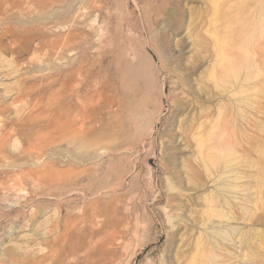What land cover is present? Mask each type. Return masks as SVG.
I'll return each instance as SVG.
<instances>
[{
	"label": "rangeland",
	"instance_id": "374dc122",
	"mask_svg": "<svg viewBox=\"0 0 264 264\" xmlns=\"http://www.w3.org/2000/svg\"><path fill=\"white\" fill-rule=\"evenodd\" d=\"M260 1L0 0L3 151L17 133L52 136L47 120L23 118L38 106L15 87L40 86L48 118L65 123L80 111L71 94L84 68L88 115L86 136L40 160H0V264H264V88L248 105L239 89L257 78L214 85L224 68L237 79L252 68L237 70V46L256 35ZM35 162L50 168L46 186L9 179Z\"/></svg>",
	"mask_w": 264,
	"mask_h": 264
},
{
	"label": "bare ground",
	"instance_id": "6f19581e",
	"mask_svg": "<svg viewBox=\"0 0 264 264\" xmlns=\"http://www.w3.org/2000/svg\"><path fill=\"white\" fill-rule=\"evenodd\" d=\"M219 1H221L223 3H226V2L231 1V0H213L212 5L214 3H215V5H217ZM44 2H45V0H44ZM44 2H41L40 4L43 6V5H45ZM243 3H245V2L244 1L238 2L236 4L237 6H235V7L238 8ZM215 10L217 11V9H215ZM226 27L228 29L231 27L230 22L226 24ZM248 30L254 31V33L256 35L254 37L248 39L246 43L242 42L240 45L237 46V49H239L238 53L241 54V55L237 56V60H238V57H239V61H238V64H237L238 65L237 70L240 72L245 67L247 61H250V58H251V62H252V68L251 69L254 70L253 73H249L251 71V69H250L248 74H245V76H243L242 79L241 78L237 79V76H236L237 71H236L235 68H232L231 70L230 69L224 70L225 69L224 65H222L221 62H223V59L225 60L227 51L222 46V43L220 44L217 41L215 43L216 48H214V54H215V57L218 58V60L215 62V64L217 63V65H218L217 68H219V64H220V68L221 69H222V67L224 68L221 71L223 73H225L226 77L222 78L220 75H218V77L214 76V80L215 81L213 80L215 86H219L221 88H224L225 87L224 83H226V82L229 83L231 80H234V82H239V80H242L243 82H247V81L249 82V80L257 78V80L252 84V86H250V85L245 86L244 85V86H241V88L239 89L240 93L245 94L244 98H246V100H247L246 95L248 94L247 92H249L251 90L252 91H256L261 96L262 93H263L262 92L263 88H264V0L260 1L259 12L256 14V18L253 21V23L251 24V28H248ZM239 31H241V29ZM60 35L62 36V44L63 45H67L73 39V35H72V32L70 31V28H67ZM229 59H230V57H229ZM248 66L251 67L250 62L248 63ZM231 67H229V68H231ZM214 70H215V68H213V73H214ZM13 71L15 72V70L11 69L10 71L8 70L7 73L9 74L11 72L10 74H12ZM78 71H79V74L81 75V80H80V84L81 85H80V87L72 88V94L71 95H73V97H75V99L80 97L81 100H82L81 101L82 105H81L80 111L76 114L75 118L73 120H68L65 123H57L58 122V121H56L57 118H52L54 120L49 119L50 117L48 118V114H47L48 112L46 113V111H48L50 109V107H54L55 104L50 105V103H52V102L47 101L48 98H46L44 95H42L39 92L41 90L39 88L40 86L39 87H35V85H32V84H34V82H32V84L30 82V84H28V83H25L23 85L20 84L21 86L13 88V91H15V93H16V96L13 94L14 97L15 98L16 97L19 98L21 100V102L23 100V102L25 103V106L27 105L26 107L38 106L37 107L38 109H37L36 112L32 111L34 109V107H33V109L29 110L28 114L25 117H23V118H27L26 119L27 123L29 125L33 126L36 123H39V122L44 121V120H47V122H48L47 129L52 134V136H51V138L43 137V131H41V130H38L37 132L34 131L35 132V133L33 132L34 134L29 132L30 134H33V135L28 136V137H24L25 135L22 136V135H20L18 133H17V135L13 134L15 136V138H13V139L16 141L17 144H15L13 146V148H14L13 152L5 153L3 151V148L8 143L11 142V140H12L11 138L12 137L10 138V136H8V135L5 137V135H4L5 138L3 140H0V160L2 162L12 159L14 157V154H23V156L25 158L34 159V160L38 161L51 149L52 145L57 140L63 139V138L71 139L72 136L83 137V136H86L88 134V126H87L88 115H87V110H86V105H85L86 93H85V84H84V82L86 81V77H85L86 74H85L84 68H82L81 70H78ZM23 82L24 81H22V83ZM249 86H250V88H249ZM35 93L37 94L36 96H38V97L33 99L32 96ZM34 97H35V95H34ZM7 98H9V97L7 96ZM49 98H50L49 100L55 101L54 100L55 95L53 97H49ZM19 99H17V100L20 102ZM45 99H47V100L45 101ZM248 99L250 101V96L248 97ZM6 100H9V99H6ZM244 104H248L249 105L248 100ZM4 110H5V108L3 106H0V115L3 113ZM58 110H59V108H58ZM239 110H241L240 107H239ZM17 111H19V110H17ZM51 113L53 114V110H52ZM55 117H57V116H55ZM225 117H224V121L226 122V118ZM74 124L78 128L77 130L74 129ZM6 125L7 124L5 122H2L1 128L5 127ZM6 129H9V128H6ZM36 130H37V128H36ZM18 142H19V145H18ZM203 160H204V162L207 163L208 159L203 158ZM209 161H211V159H209ZM23 166L20 167V165L17 164V165H14V168L12 167L13 170L9 171V179H11V181H15V179H20V178H23V179L27 178L28 180L31 181L33 187L35 189H37L40 186H43V185L46 186L48 181H50L51 178H52V175L50 174V172L48 170L50 168L47 167V166H44V168H42V166L37 165V162L31 164V166H34V168H32L30 166L23 168ZM20 182L18 181V183H20ZM234 187H239V186H238V184H234ZM225 203L226 202H225L224 199H223V203H222V199L220 197L214 199V204H215L214 206H220V205L223 206ZM221 217H223V216H221ZM47 257H49L48 259L52 260L51 256H49V255L45 256L44 255V256L40 257L39 262L41 263Z\"/></svg>",
	"mask_w": 264,
	"mask_h": 264
}]
</instances>
